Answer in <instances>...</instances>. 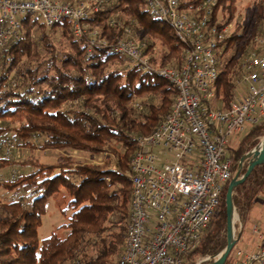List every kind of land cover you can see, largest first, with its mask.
Masks as SVG:
<instances>
[{"label":"trees","instance_id":"1","mask_svg":"<svg viewBox=\"0 0 264 264\" xmlns=\"http://www.w3.org/2000/svg\"><path fill=\"white\" fill-rule=\"evenodd\" d=\"M202 1L180 0L179 6L187 8ZM234 1L216 0L211 22L218 20L219 29L232 21ZM87 2L91 10L82 21L81 36L73 34L68 21L46 27L37 16L24 15L19 30L0 46V138L16 137V148L21 145L29 150L61 151L50 163L30 157L26 163L34 168L31 172L0 180V186L12 195L22 193L7 202L0 201V264H117L129 217L128 173L130 157L137 147L135 136L150 133L175 98L171 83L156 73L143 72L131 63L117 67V62L128 60L112 49L117 40L128 38V28L139 29L164 46L160 65L179 66L184 61V47L173 31L166 33L170 25L154 17L144 0H109L97 4L96 10V0ZM220 10L227 13L223 22L217 19ZM36 26L46 47L53 45L45 28L57 26L70 46L59 60L51 55L46 61L50 70L44 72L41 68L46 62L33 39ZM255 35H264V0H256L249 26H237L219 43L215 106L223 108L238 98L234 93L237 71L232 68L256 48ZM153 46L148 42L143 52L150 53V61L157 63ZM134 97L142 100L135 102ZM263 133L264 121L236 135L239 139L235 147L230 142L236 136L230 138L227 155L232 176ZM36 135L43 138L37 147L31 142ZM69 149L94 156L104 152L107 156L100 163L80 162L67 154ZM12 153L5 158L0 150V166L10 165ZM250 159L242 164L239 177ZM263 186L264 162L254 166L244 182L233 188L232 204L242 224L249 219L251 205ZM227 188L228 184L207 230L183 264L197 255H217L225 248ZM49 198L54 199L64 221L40 239L38 229ZM114 215L117 221L108 224ZM231 252L224 264H233Z\"/></svg>","mask_w":264,"mask_h":264},{"label":"built area","instance_id":"2","mask_svg":"<svg viewBox=\"0 0 264 264\" xmlns=\"http://www.w3.org/2000/svg\"><path fill=\"white\" fill-rule=\"evenodd\" d=\"M109 0H96L103 4ZM150 13L166 21L184 47L179 66L154 68L138 47L127 40L112 45L141 71H151L169 81L175 98L164 119L147 134L135 136L136 149L129 161L131 197L126 237L117 264H183L187 253L200 242L216 212L223 188L232 180L227 155L230 138L264 121V35L253 38L242 66L244 94L227 106H215L219 43L231 31L211 22L216 0L180 8V0H144ZM90 4L56 0H0V46L20 28L24 15L37 16L46 27L68 21L76 37L83 32ZM16 137L0 138L8 158ZM233 218L242 222L233 210ZM256 247L234 246L235 264H264V227L251 226ZM235 239V238H234ZM236 244V239L235 243ZM218 255V254H217ZM209 256L199 261L218 258ZM217 257V258H216ZM198 263V264H199Z\"/></svg>","mask_w":264,"mask_h":264},{"label":"rangeland","instance_id":"3","mask_svg":"<svg viewBox=\"0 0 264 264\" xmlns=\"http://www.w3.org/2000/svg\"><path fill=\"white\" fill-rule=\"evenodd\" d=\"M63 1H66V3L69 2L72 4V0H63ZM63 1H60V2H63ZM76 1L77 2H74L73 4L79 3V2L87 3V1H89L91 3V0H76ZM255 2H256V0H235L234 1L233 7L231 9L233 18H232V21L228 24L229 31H231V32L234 31V29L237 26L241 29L242 27L249 26L252 23V13L255 9ZM63 3H65V2H63ZM90 10L91 9L89 8L88 11L90 12ZM226 16H227V13L220 10V11H218L217 19H219L220 21L223 22V20L226 19ZM128 30H129L127 33L128 38H122L119 40L132 41L138 47V50L141 52L143 58L146 59L147 63L149 65H151L152 67L158 68V67L170 66L171 63H167L166 65H163V66L159 64L162 51L164 50V46L160 43L159 40H153V39L148 38L146 36L145 32L141 31L139 29L134 30V28H128ZM44 31L49 34V39L53 45V48H48L42 43V41L40 40V36H41L42 31L39 29L38 26H36L33 29V39L38 44V50L40 52L42 61L44 60L46 62L47 60H50L49 58L51 55H54L57 58V60H59V58L62 57L63 53L65 51L69 50L70 46H69L68 40L66 39V37H64L61 34V28L59 26L53 27V28H45ZM165 31L167 34L172 33V29L169 27L166 28ZM92 33L93 32H90L89 34H91L92 38L96 39V36ZM148 42L154 43L152 55L154 56V58H156L157 63H152L150 61V59H149L150 53L145 54L143 52V50L145 49V46ZM232 53H233V50L228 53V56L231 55ZM243 58L239 59L237 64L234 65L232 68V69H235L237 71V74L234 77L235 83L237 84L236 90L234 93H235V96L238 98L244 94V90H245L244 85H243L242 80H241L242 79V72H243L242 66H243V62H244ZM221 62H222V59H221ZM128 63H131V62L129 60L128 61H121V62H117L115 65H117V67L123 68V67L127 66ZM171 65H173V64H171ZM221 67H222V65H220V68ZM45 69L50 70L49 63H47V62L43 64V68H41V72H44ZM21 88L23 89V87H21ZM133 100L135 102H137V101H140L142 99L140 97H134ZM242 134H244V133H242ZM242 134H239V135L241 136ZM263 135H264V133H263ZM262 136H260V140H261ZM238 139H239V137L236 136L231 140L230 143H231L232 147H235L237 145ZM42 140H43V138L41 136H37V135L33 136L31 138V142L35 145V147H37L41 143ZM14 150H15V152L12 153V156H11L12 159L10 160L11 161L10 165H7L6 167L0 166V180L1 181L6 180V179H14L19 174H28L29 172H31L34 168L30 164L26 163V161L29 160L30 157L32 159L36 158V159H38L44 163H50V162H53L57 158L59 153H61V151L38 150L37 148L34 150H29L28 148H24L21 145L18 146L17 148L15 147ZM67 154H70L77 161H80V162L86 161V162H93V163H100L107 156V154H105L104 152L99 154V155L94 156V155H91L87 152H81V151L77 152V151H73L70 149L67 151ZM248 158L252 159V156L246 157L242 161V164L247 162ZM241 166L238 167L237 171H240ZM12 193L13 192L8 191V190H6L0 186V201L7 202L11 198H13V197L17 198V196L22 194L20 191L17 193H14L13 195H12ZM258 195H259L258 200L255 201V203L252 206L253 207V214L251 215V220L256 221L255 223H257V221H259V220L264 219V186L262 187V189L258 193ZM24 196H25V198L27 197L26 194ZM68 212H70V211H68ZM235 212H236V210H235ZM238 217H239V215H238ZM117 219L118 218L116 215L112 216L110 218V220L108 221V224L109 223L110 224L115 223L117 221ZM239 219H240V217H239ZM61 221H64V219L61 216V214L59 213V210L56 208L54 199L49 198L46 202V213L42 217V222H41V225L38 229V237L40 239L43 237H46L52 231V229L55 228V226L57 224H59ZM231 225H232V234H233V237L236 239V242H237L238 238H240L242 235L244 236V234L246 233L249 235L248 240H246V242L250 243L251 236H252V233H251L252 222H250L249 219L247 221L245 220V222L242 224V229L243 228L244 229L241 231H240V226H239V223L237 220V215L234 218L232 216ZM110 226H112V225H110ZM112 227H115V226H112ZM241 244L242 243H240V245L238 244V246L240 247ZM211 256H215V255H211ZM205 257H209V256H203L202 257V256L197 255L194 257L193 261L188 262L187 264H198L199 261ZM203 262H206V264L209 263V261H201L199 264H201Z\"/></svg>","mask_w":264,"mask_h":264},{"label":"water","instance_id":"4","mask_svg":"<svg viewBox=\"0 0 264 264\" xmlns=\"http://www.w3.org/2000/svg\"><path fill=\"white\" fill-rule=\"evenodd\" d=\"M251 156H252V159L249 162L245 173L239 177V171H237L234 177L232 178V180L228 184V188L225 194V209H226V214H227V227H226L227 244L225 248L219 253L218 258L214 260L213 262H211L210 264H224L234 246L235 239L232 234V225H231V221H232L231 215L234 210V206L232 204V191L235 186L244 182V180L250 174L254 166L259 165L262 162H264V135L262 136L261 140L257 143V145L241 158L239 166L242 165V161L246 157H251Z\"/></svg>","mask_w":264,"mask_h":264},{"label":"crops","instance_id":"5","mask_svg":"<svg viewBox=\"0 0 264 264\" xmlns=\"http://www.w3.org/2000/svg\"><path fill=\"white\" fill-rule=\"evenodd\" d=\"M260 195V194H259ZM259 195H257L256 196V198H255V200L253 201V203H252V205H251V208H250V211H249V221L250 222H252V224H254L256 221H252L251 220V215L253 214V204L255 203V201H257L258 200V197H259ZM257 223H259L262 227H264V219H262V220H259V221H257ZM252 226V225H251ZM244 229V228H243ZM243 229H241V230H243ZM240 230V231H241ZM252 233V232H251ZM248 234H244V236L242 235L240 238H238L237 239V242H236V247L237 248H243V249H246V250H253L255 247H256V239H255V236L253 235V233H252V236H251V240H250V243H248V242H246V240H248ZM240 243H242L241 244V246L239 247L238 246V244L240 245ZM234 259V258H233ZM233 263L235 264V260L233 261Z\"/></svg>","mask_w":264,"mask_h":264},{"label":"bare ground","instance_id":"6","mask_svg":"<svg viewBox=\"0 0 264 264\" xmlns=\"http://www.w3.org/2000/svg\"><path fill=\"white\" fill-rule=\"evenodd\" d=\"M259 147H260V145H259ZM259 147H258V148H259ZM258 148H257V149H258ZM232 216H233V215H231V219H232Z\"/></svg>","mask_w":264,"mask_h":264}]
</instances>
